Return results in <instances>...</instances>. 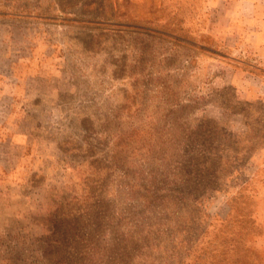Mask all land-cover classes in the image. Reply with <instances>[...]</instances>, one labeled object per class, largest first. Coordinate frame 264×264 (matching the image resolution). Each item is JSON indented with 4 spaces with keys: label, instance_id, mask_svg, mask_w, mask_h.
<instances>
[{
    "label": "rangeland",
    "instance_id": "1",
    "mask_svg": "<svg viewBox=\"0 0 264 264\" xmlns=\"http://www.w3.org/2000/svg\"><path fill=\"white\" fill-rule=\"evenodd\" d=\"M204 6L0 0V264H264V102Z\"/></svg>",
    "mask_w": 264,
    "mask_h": 264
},
{
    "label": "crops",
    "instance_id": "2",
    "mask_svg": "<svg viewBox=\"0 0 264 264\" xmlns=\"http://www.w3.org/2000/svg\"><path fill=\"white\" fill-rule=\"evenodd\" d=\"M204 6L206 34L213 37L206 63L221 67L213 76L231 84L239 98L264 102V0H200ZM0 89V95H9ZM3 134V133H1ZM6 136V137H5ZM12 140L13 132L0 142ZM264 185V150L261 160ZM264 190V188H263Z\"/></svg>",
    "mask_w": 264,
    "mask_h": 264
}]
</instances>
